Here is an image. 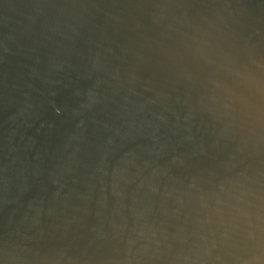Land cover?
<instances>
[{
	"label": "water",
	"instance_id": "water-1",
	"mask_svg": "<svg viewBox=\"0 0 264 264\" xmlns=\"http://www.w3.org/2000/svg\"><path fill=\"white\" fill-rule=\"evenodd\" d=\"M0 264H264V0H0Z\"/></svg>",
	"mask_w": 264,
	"mask_h": 264
}]
</instances>
